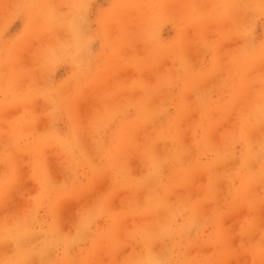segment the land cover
<instances>
[{"label":"rangeland","instance_id":"rangeland-1","mask_svg":"<svg viewBox=\"0 0 264 264\" xmlns=\"http://www.w3.org/2000/svg\"><path fill=\"white\" fill-rule=\"evenodd\" d=\"M0 264H264V0H0Z\"/></svg>","mask_w":264,"mask_h":264},{"label":"bare ground","instance_id":"bare-ground-1","mask_svg":"<svg viewBox=\"0 0 264 264\" xmlns=\"http://www.w3.org/2000/svg\"><path fill=\"white\" fill-rule=\"evenodd\" d=\"M252 4V3H251ZM254 11V10H253ZM259 13V12H258ZM247 57V56H246Z\"/></svg>","mask_w":264,"mask_h":264}]
</instances>
